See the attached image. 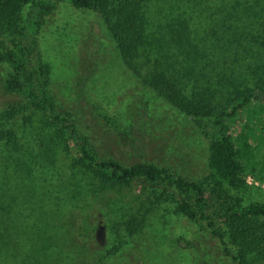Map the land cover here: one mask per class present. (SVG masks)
Returning a JSON list of instances; mask_svg holds the SVG:
<instances>
[{
	"label": "trees",
	"instance_id": "1",
	"mask_svg": "<svg viewBox=\"0 0 264 264\" xmlns=\"http://www.w3.org/2000/svg\"><path fill=\"white\" fill-rule=\"evenodd\" d=\"M59 1L0 0V164L29 178L36 169L55 171L56 159L66 160V167L85 179L67 197L72 201L86 202L87 196L95 198L133 185L141 186L143 192L148 186L149 191L132 195L138 206L123 224L126 234L142 230L149 212L146 206L163 203L192 229L175 240L190 253L192 264L264 261V206L245 202L242 195L249 187L243 159L264 146L257 138L262 137L258 128L264 133V27L254 37L253 59L243 72L212 61L195 71L197 51L194 45L191 51L182 49L187 43L184 30L169 28L166 38L149 32L151 0H69L75 8L99 15L121 61L145 87L142 96L147 103L132 105L131 122L124 133L118 113L104 107L87 89L89 69L73 79L76 105L72 111L49 94V67L43 61L38 35ZM154 48L159 49L154 52ZM178 59L186 63L182 72L174 64ZM151 97L163 99L178 112L173 121L179 128L164 152L171 150L182 127H199L208 137V171L201 180L175 171L166 162L142 160L151 143L147 133L153 113L148 104ZM246 110L253 118L251 124L245 123L248 116L242 118ZM17 121L28 136H35V148L27 149L25 141H20ZM97 130L114 133L118 143L124 140L137 159L125 164L104 155L97 145ZM76 217L82 221L84 215L76 213ZM81 232L83 226L78 225L74 233ZM7 239L9 244L11 237Z\"/></svg>",
	"mask_w": 264,
	"mask_h": 264
},
{
	"label": "rangeland",
	"instance_id": "2",
	"mask_svg": "<svg viewBox=\"0 0 264 264\" xmlns=\"http://www.w3.org/2000/svg\"><path fill=\"white\" fill-rule=\"evenodd\" d=\"M147 16L152 36L166 38L169 28L185 31L187 43L182 49L191 51L195 46V71L218 62L241 73L253 59L257 46L254 37L264 27V0H151ZM38 41L49 67L53 100L72 111L76 105L73 79L77 73L90 70L87 89L104 107L118 113L120 127L126 133L132 105L147 103L142 96L145 87L121 61L99 15L60 0L43 21ZM179 61L174 60L178 71L186 66L185 61ZM148 104L153 107L147 130L151 143L146 145L142 160L166 162L175 171L201 180L208 171L206 134L196 126L182 127L171 150L164 152L179 128L173 121L178 112L161 98L154 101L151 97ZM245 116L248 120L244 122L251 124L253 118L247 110L242 118ZM234 125L241 128L238 122ZM15 129L27 149L36 147L35 136H28L20 121L15 122ZM259 130L262 137H257L258 143H263L264 133ZM95 133L97 145L107 157L125 164L137 159L129 144L116 142L114 133ZM253 152L243 159L249 187L242 195L245 202L257 201L264 206V146ZM65 161L56 159L55 171L36 169L29 178L0 164V225L4 224L0 226V264H192L190 253L175 244L177 237L187 236L192 229L169 205L146 206L149 212L142 230L132 235L123 231V224L138 206L132 195L151 188L145 186L142 192L141 186L133 185L95 198L87 196L86 202L72 201L67 197L85 179L69 170ZM76 213L84 215L82 221ZM72 214L73 219H69ZM78 225L83 226V232L76 236ZM7 237H11L9 244ZM253 264L264 261L254 260Z\"/></svg>",
	"mask_w": 264,
	"mask_h": 264
}]
</instances>
